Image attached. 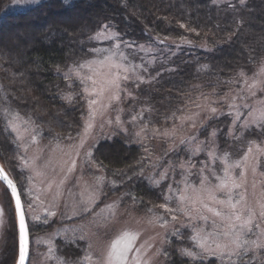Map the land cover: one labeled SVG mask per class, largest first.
Segmentation results:
<instances>
[{"label":"rangeland","instance_id":"374dc122","mask_svg":"<svg viewBox=\"0 0 264 264\" xmlns=\"http://www.w3.org/2000/svg\"><path fill=\"white\" fill-rule=\"evenodd\" d=\"M42 1L15 0L9 10L23 11ZM99 33L103 35L97 34L89 41L87 57L72 67L65 95L71 102L75 97L82 100L84 113L77 135L66 138L47 130L50 125L44 119H28L10 109L0 110L2 121L17 142L20 169L25 173L19 190L29 232L43 225L42 215L51 221L61 218L68 222L48 235L35 231L29 264H108L110 254L111 264H166L167 247L173 241L184 240L182 231L186 230L190 242L183 249L200 257H228L221 255L228 249H216V245L234 247L231 245L234 230L240 233L242 243L248 242L244 244L249 249L246 254L264 253V247L258 246L264 245V141L251 140L248 149L237 156V147H224L218 153L213 149L216 143L211 135L202 136L211 119L224 117L230 120L226 136L232 146L242 135L240 128L245 130L246 125L259 128L264 123L260 119V110L264 109V74L261 73L264 64L251 74L242 75L223 104L203 98L170 123L165 121L158 126L136 92L154 78L158 49L168 51L169 46L153 49L138 46L134 50L125 47L110 29ZM113 63L128 68L127 73L120 72L119 89L106 83L111 79L110 71H117L111 67ZM124 75L129 79L124 80ZM213 107L215 113L211 111ZM89 124L91 128H87ZM117 133L149 147L151 169L147 180L164 190V205L171 211L163 208V211L140 213L124 207L117 197L105 199L104 173L93 159V150L99 141ZM220 144L218 141L217 145ZM197 146L200 150L194 152ZM176 159L183 163L178 164ZM237 164L239 167H235ZM222 183L226 186H221ZM216 212L221 214L217 216ZM237 215L241 220H236ZM11 222H15L18 230L12 195L0 180V259ZM125 233L136 239L131 241V249L124 254L127 259L122 261L113 254L112 245L119 240L116 252L124 249L129 243V238L122 239ZM77 241H85L80 261L61 255L63 247L79 252ZM201 244L208 248L207 252ZM238 251L243 254V248ZM235 257L238 256L232 258Z\"/></svg>","mask_w":264,"mask_h":264},{"label":"trees","instance_id":"16d2710c","mask_svg":"<svg viewBox=\"0 0 264 264\" xmlns=\"http://www.w3.org/2000/svg\"><path fill=\"white\" fill-rule=\"evenodd\" d=\"M14 1L0 0V110L44 119L50 125L47 130L66 138L80 132L84 113L81 97L72 102L65 97L72 67L87 57L89 41L104 29L112 30L125 47L134 50L169 46L168 51L158 49L154 78L136 92L158 126L170 123L203 98L223 104L229 90L239 84L241 73L251 74L264 64V0H44L18 12L9 10ZM1 117L0 164L21 189L25 173L20 169L19 148ZM229 124L223 117L211 119L206 126L202 136L211 135L215 152L237 147L239 156L251 140L264 141V123L259 128L246 125L231 146L226 136ZM150 156L148 146L122 133L99 141L93 159L104 173L105 199L117 197L124 207L140 213L163 211L164 190L147 180ZM40 220L43 225L35 231L41 235L68 223L61 218L51 221L46 215ZM35 231L29 232L30 245ZM182 232L184 240L167 247L166 264H264V253L246 254L242 259L192 260L182 254L190 242L188 231ZM7 234L0 264H17L15 222ZM77 243L79 252L63 247L61 255L80 261L85 241Z\"/></svg>","mask_w":264,"mask_h":264},{"label":"snow or ice","instance_id":"6c2138e0","mask_svg":"<svg viewBox=\"0 0 264 264\" xmlns=\"http://www.w3.org/2000/svg\"><path fill=\"white\" fill-rule=\"evenodd\" d=\"M107 27V26H105ZM99 35H103V33H98V36ZM110 59V58H108ZM83 67V66H82ZM112 68L114 69H117L116 72H111L109 73V76L111 77V79H108L106 81L107 84L119 89L120 85H119V80L121 79V75H120V72L123 71L124 73H127L128 72V68L127 67H123L122 65L120 64H116V63H113L111 65ZM261 73L264 74V68L261 69ZM241 75H243V73H241ZM123 79L124 80H128L129 77L127 75H124L123 76ZM93 84L95 85L96 84V81L93 80L92 81ZM104 89H101V91H103ZM87 91V89H86ZM95 91V89L93 90ZM115 99H119V96H116L114 97ZM67 99H70V97H68ZM91 103H96V101H92ZM211 111L213 113H215L216 111V108H212ZM261 112V116H260V119L261 120H264V109H261L260 110ZM135 119V117L133 118ZM255 122V121H254ZM193 127H195V123H193ZM87 128H91V124H89L87 126ZM87 128H86V131H87ZM137 135H139V133H137ZM212 135L214 136L215 135V132L212 133ZM181 143H184V140H181ZM200 149H199V146H197L196 149H194L193 151L194 152H198ZM251 148H249V152H251ZM209 156L211 157L212 156V153L209 152ZM235 167H239V164L235 165ZM225 175L227 176L228 173L227 171L225 172ZM0 179H2L3 181H6L7 183V187L9 189H11V193H12V196L15 197V207H16V211L19 215V244H18V260H17V264H26V261L29 260V238H28V228H27V225H26V222H25V213L22 209V205H21V200H20V196L18 195L17 193V188L15 186V184L13 183V181L11 179H9V177L3 173V170L0 169ZM221 186H226V183H222ZM183 199V197L181 198ZM221 203H223V201H221ZM160 207H163V208H166V210L168 211H171V209H167L166 205H161ZM233 207H235L233 205ZM209 211H213L211 208L208 209ZM217 216H219L221 213L220 212H216L215 213ZM264 214V213H262ZM173 220L176 219L175 216L172 217ZM236 220H241V216L240 215H237L236 216ZM247 223V222H245ZM244 224H241V228H243ZM232 236H233V239L231 241V245L234 246V247H230L229 245H220V244H217L216 245V249H228V251L225 253V252H221V255H225L227 254V256L229 257V259H231L234 255L240 257L241 259L243 258V254H246L248 252V248L244 247V244H247L248 242L247 241H244L243 243L241 242V238H240V233L237 232V231H233L232 233ZM123 238H129V234L125 233L124 234V237ZM136 237L135 236H131L129 238V243L125 246L124 249L116 252V250L118 249V246L120 244V241L118 240L116 243H114L112 245V249L114 250V253L113 254H116L117 256V259H120L122 261L126 260L127 257L124 255L127 251H129L131 249V241L132 240H135ZM253 244H256L255 241L252 242ZM258 246H261V247H264V245H258ZM200 247L205 251L207 252L208 251V248L205 247L204 244H201ZM243 248V254H241L238 250L242 249ZM182 254L187 256V257H190L192 260H196L198 258H200V254L198 253H193L192 251L190 250H187V249H182ZM111 255L109 256V261H108V264H111ZM233 264H236L235 261H233Z\"/></svg>","mask_w":264,"mask_h":264},{"label":"water","instance_id":"95a60500","mask_svg":"<svg viewBox=\"0 0 264 264\" xmlns=\"http://www.w3.org/2000/svg\"><path fill=\"white\" fill-rule=\"evenodd\" d=\"M0 169H2V170H3V173L6 174V175L9 177V179H11V180L13 181V183L15 184V186H16V188H17V193H18V195L20 196L22 209H23V211H24V206H23L22 196H21L20 190H19V188H18L16 182H15V181L9 176V174L5 171V169L2 167L1 164H0ZM0 180H1V181L6 185V187H7V183H6V181H3L2 179H0ZM7 189L9 190L10 194L12 195V193H11V189H9L8 187H7ZM12 198H13V201H14V204H15V197L12 196ZM15 209H16V207H15ZM24 213H25V211H24ZM16 215H17V223H18V230H19V215H18L17 211H16ZM25 222H26V225H27V228H28V238H29V246H30V235H29V227H28V222H27L26 214H25ZM26 264H29V260L26 261Z\"/></svg>","mask_w":264,"mask_h":264}]
</instances>
